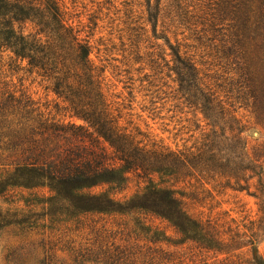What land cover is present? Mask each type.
I'll return each instance as SVG.
<instances>
[{"label":"trees","instance_id":"obj_1","mask_svg":"<svg viewBox=\"0 0 264 264\" xmlns=\"http://www.w3.org/2000/svg\"><path fill=\"white\" fill-rule=\"evenodd\" d=\"M203 6L163 15L159 34L152 15L154 49L135 58L151 94L205 120L193 145L171 148L121 123L63 0H0V231L19 242L16 264H183L180 246L213 253L186 264H264L248 248L264 231V142L251 150L236 106L264 126V0ZM21 71L55 97L36 98L14 80ZM253 185L257 220L213 213L216 193Z\"/></svg>","mask_w":264,"mask_h":264},{"label":"rangeland","instance_id":"obj_2","mask_svg":"<svg viewBox=\"0 0 264 264\" xmlns=\"http://www.w3.org/2000/svg\"><path fill=\"white\" fill-rule=\"evenodd\" d=\"M67 6L68 15L80 29L81 37L90 44V58L103 70L104 87L109 96L116 101L121 114V123L133 131H141L148 135L151 141H156L171 148L191 146L200 135L205 120L200 112L189 110L187 107H176L174 100L161 99L156 93L147 90V81H142L143 72L137 67L145 65L136 62L137 55L146 59L147 52L153 50L151 46L155 40L153 36L154 18L158 13L159 21L157 33H162L163 15H202L204 0H187L183 5L178 0H63ZM179 28L177 31H181ZM178 41L182 42L183 49L197 61L205 62L202 67L217 66L211 64L213 56L209 48L199 46L192 38H184L178 34ZM174 36L172 40L175 41ZM163 43V38L157 39ZM137 42V44H136ZM139 45L140 47H136ZM6 55L0 50V80L2 71L6 72ZM14 80L26 87L36 98L45 101L52 99L55 94L47 90L39 79L27 72H19L13 76ZM21 79V80H20ZM155 95V96H154ZM163 96V93H161ZM237 114L246 124L244 134L249 140L251 150L258 143L264 142V126L259 123L248 107L240 106L236 102ZM134 183L128 192L134 191ZM256 187L251 191L226 190L216 193L213 213L220 214L225 220L236 225L249 223L258 219V201L255 195ZM0 205H5L0 200ZM234 219V221H231ZM19 242L9 232L0 231V264H16ZM183 264L199 262L203 258L213 255L212 251H198L184 247ZM185 248V249H184ZM251 253H264V231H260L254 243L248 246ZM214 258V257H213ZM211 260V259H210Z\"/></svg>","mask_w":264,"mask_h":264}]
</instances>
